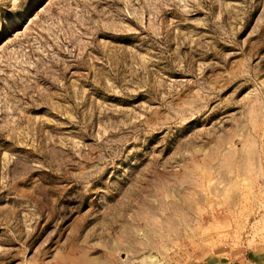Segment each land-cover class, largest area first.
Here are the masks:
<instances>
[{
	"label": "rangeland",
	"instance_id": "1",
	"mask_svg": "<svg viewBox=\"0 0 264 264\" xmlns=\"http://www.w3.org/2000/svg\"><path fill=\"white\" fill-rule=\"evenodd\" d=\"M259 243L264 0H0V264Z\"/></svg>",
	"mask_w": 264,
	"mask_h": 264
},
{
	"label": "crops",
	"instance_id": "2",
	"mask_svg": "<svg viewBox=\"0 0 264 264\" xmlns=\"http://www.w3.org/2000/svg\"><path fill=\"white\" fill-rule=\"evenodd\" d=\"M178 264H264V243L228 249L198 245Z\"/></svg>",
	"mask_w": 264,
	"mask_h": 264
}]
</instances>
